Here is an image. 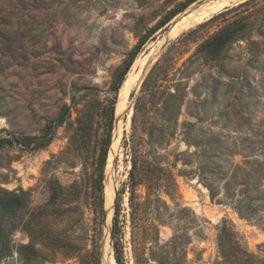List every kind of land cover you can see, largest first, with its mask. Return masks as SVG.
I'll use <instances>...</instances> for the list:
<instances>
[{
    "label": "rangeland",
    "instance_id": "obj_1",
    "mask_svg": "<svg viewBox=\"0 0 264 264\" xmlns=\"http://www.w3.org/2000/svg\"><path fill=\"white\" fill-rule=\"evenodd\" d=\"M214 1L0 0V264H116L108 229L116 202L124 261L134 264L133 143L174 175L176 187L160 194L166 206L159 204L154 223L160 244L179 238L170 264H264V199L252 220L216 201L226 182L264 197V0H222L166 37ZM229 26L233 39L216 62L206 61V42ZM139 69L116 113L123 82ZM110 100L101 214L92 185ZM44 136L49 144L35 148ZM211 181L214 201L204 186ZM146 191L136 188L142 198ZM224 224L231 235L223 252L217 240Z\"/></svg>",
    "mask_w": 264,
    "mask_h": 264
},
{
    "label": "trees",
    "instance_id": "obj_2",
    "mask_svg": "<svg viewBox=\"0 0 264 264\" xmlns=\"http://www.w3.org/2000/svg\"><path fill=\"white\" fill-rule=\"evenodd\" d=\"M173 18L170 17L166 22L161 24L162 27L167 22ZM234 29L229 26L223 29L220 34L205 44L206 61H217V53L219 50L229 43L233 39ZM134 61V56L130 59L125 67L124 75L129 70L130 66ZM123 75V77H124ZM152 72L147 76L143 82L142 89L148 88V83L152 80ZM122 83V81H121ZM119 84V86L121 85ZM174 97V94H169ZM110 106L104 109L105 115V134L103 148L100 151L98 157V177L93 180V189L96 192L97 206L99 212L103 214L104 211V168L106 165L108 149L110 147L112 126L114 123L115 100H110ZM140 98L134 106L135 112L140 111ZM66 112L56 121V125H60L64 121V116ZM52 132V131H51ZM134 140V138H133ZM25 141H28L25 140ZM50 142V137L45 136L39 140H35V148L47 146ZM24 144H26L24 142ZM28 145V144H26ZM133 154L131 156V168L129 170V186H130V196H129V206H130V225L133 230L132 233V253L134 264H170L175 261L174 252L177 250L179 245V238L175 237L172 241L165 244L159 243V230L154 224L159 216V204L164 207L165 203L161 200L160 194L170 193L173 188L176 187L174 175L171 171L159 168V164H151L152 161L142 155L141 148L139 144L133 143V148L131 149ZM140 185H144L147 189L145 196L142 198L136 194V188ZM204 186L209 191V196L211 200H215L218 190L214 182H207ZM224 194L222 199L216 200L219 204L229 205L233 208L237 214L245 219L252 220L256 217L258 209L257 205L264 199L263 196L251 194V189L243 187L238 191L235 190L232 182H226L223 186ZM237 188V187H236ZM256 189L258 187H255ZM55 195L57 193L55 192ZM55 198L52 195L51 201L54 202ZM254 206V207H253ZM257 221V220H256ZM226 223V221H225ZM224 224L221 227L218 237L219 249L224 252V247L227 241V236H230L228 226ZM123 226L119 218V203L116 202L114 206L111 228H110V245L113 251V258L116 264H125L124 252H123ZM143 234V237H142ZM151 243L149 247L147 244ZM181 249V248H180ZM251 257V256H249ZM248 257V258H249Z\"/></svg>",
    "mask_w": 264,
    "mask_h": 264
},
{
    "label": "bare ground",
    "instance_id": "obj_3",
    "mask_svg": "<svg viewBox=\"0 0 264 264\" xmlns=\"http://www.w3.org/2000/svg\"><path fill=\"white\" fill-rule=\"evenodd\" d=\"M225 1L217 0V1H214L212 3L209 2L211 4H205V5L202 4L201 6H199L195 10H193L189 15H186L180 21H178L175 25H173V27L167 33L166 37L170 38V37H173V36H176V35L182 33L184 30H187L188 28H190L194 24L198 23L203 18L209 16L214 11L221 8L225 4ZM226 3H228V1ZM142 63H143V60L140 61V64H142ZM140 71H141V69H139L137 73L131 72L127 76L125 81L123 82V84L119 90L118 101L116 104V113H119L122 110V108H124L126 106L128 95H129L130 91L134 88V86L136 85V79H137ZM116 126H117V131H116V135L114 137V147H116V143H117L118 136L120 133L119 124H117ZM107 224H108V222H107ZM109 228L110 227H108V229Z\"/></svg>",
    "mask_w": 264,
    "mask_h": 264
},
{
    "label": "water",
    "instance_id": "obj_4",
    "mask_svg": "<svg viewBox=\"0 0 264 264\" xmlns=\"http://www.w3.org/2000/svg\"><path fill=\"white\" fill-rule=\"evenodd\" d=\"M104 215H105V213H104ZM110 228H111V226H110Z\"/></svg>",
    "mask_w": 264,
    "mask_h": 264
}]
</instances>
